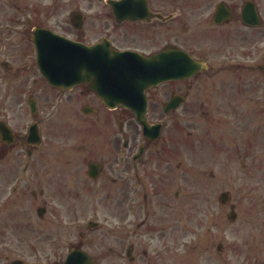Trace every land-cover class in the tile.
<instances>
[{
  "label": "flooded vegetation",
  "instance_id": "flooded-vegetation-1",
  "mask_svg": "<svg viewBox=\"0 0 264 264\" xmlns=\"http://www.w3.org/2000/svg\"><path fill=\"white\" fill-rule=\"evenodd\" d=\"M12 7L0 25L12 46L35 52L32 31L41 26L102 51L159 56L164 78L171 69L181 77L145 91L159 136L145 133L127 103L111 108L86 84L6 85L0 113L12 101L14 116L0 118L13 132L0 133V264H194L177 254L178 242L211 229L209 208L190 198L189 223H177L172 210L191 184L210 180H193L195 162L217 159L233 180L248 169L255 211L264 204V0H13ZM190 58L202 67L193 72ZM215 92L216 144L208 121ZM214 210L218 226L223 212Z\"/></svg>",
  "mask_w": 264,
  "mask_h": 264
},
{
  "label": "rangeland",
  "instance_id": "rangeland-1",
  "mask_svg": "<svg viewBox=\"0 0 264 264\" xmlns=\"http://www.w3.org/2000/svg\"><path fill=\"white\" fill-rule=\"evenodd\" d=\"M12 1L0 0V25L5 24L4 20L9 21L10 16L14 15ZM23 14L24 19L32 16L29 11H24ZM53 20L57 21L56 18ZM41 21L43 20L41 19ZM30 25H33V22L31 24L27 23L25 27L28 28ZM54 26H58L57 23L52 25V27ZM22 46L24 48L21 50ZM26 47L25 45L12 46L11 43H7V35L0 32V84L2 85L0 100H3L7 89L6 84L11 78H13V84L20 85L22 89L26 88L28 83H32L34 78H38L33 67L35 54L33 52V55L30 51L28 54ZM4 62H8L9 69L4 67ZM215 89L217 88L215 87ZM217 96L218 92L210 96L211 106L214 108L210 109V119H208L210 127L213 129L212 133H214L210 135L214 144L218 140L217 133L214 131L216 130L218 119ZM2 105L4 107L3 112L0 113V118H12L14 116L13 102ZM187 120L186 118L183 119L184 128H186ZM164 124L166 132L169 133L172 127L171 120L166 119ZM203 147L206 148L208 145L205 144ZM185 169L188 171L191 169L186 162H184L182 170ZM193 171V180H197L203 174H207L210 177L209 182L193 183L189 189L186 188V197L183 198L180 195L176 199V209L172 210V212L177 217V223H189V210L186 206L191 198L194 206L200 204L209 208L207 222L209 220L211 229L209 231L204 229L197 231L199 236L193 235V237L188 238L186 245H180V242H178L177 254L191 256L195 261L194 264H248L251 260L256 262V264H264V204L260 203L258 210L255 211L251 198V184L248 177L245 176V174H249V170L242 169L239 180H233V177L228 176L233 173L232 168L225 167L216 159L215 162L209 161L207 167H202L201 164L195 162ZM187 174L190 173L188 172ZM223 174L227 175L226 180L220 182L219 180ZM179 175H182V173L179 172ZM181 185L185 187L186 183L182 182ZM223 191L230 194V204L223 205L221 203L220 195ZM204 201L207 204H203ZM231 204L236 206L237 218L235 221L229 219ZM102 205L107 206L108 204L103 203ZM216 207L221 209L223 213L218 221V226H212L213 221L211 218L217 216L214 210ZM194 214L196 218L197 211ZM220 243L223 244V249L221 250L217 247ZM212 255H216L218 258H212Z\"/></svg>",
  "mask_w": 264,
  "mask_h": 264
},
{
  "label": "water",
  "instance_id": "water-1",
  "mask_svg": "<svg viewBox=\"0 0 264 264\" xmlns=\"http://www.w3.org/2000/svg\"><path fill=\"white\" fill-rule=\"evenodd\" d=\"M51 38L52 41L47 43L39 36L35 37L38 64L52 85L71 87L88 82L110 107L127 103L145 131L149 127L145 90L165 78L181 77L173 73L174 69H167L170 74L164 78L163 71L157 68L159 57L156 56L145 58L138 54L102 51L104 49L100 47L84 49L57 35L51 34ZM199 67L198 63L193 64V70Z\"/></svg>",
  "mask_w": 264,
  "mask_h": 264
}]
</instances>
